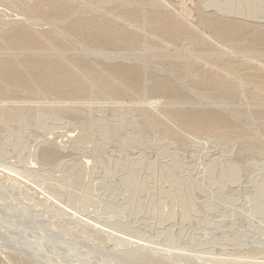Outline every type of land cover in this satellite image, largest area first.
Listing matches in <instances>:
<instances>
[{
  "label": "rangeland",
  "instance_id": "374dc122",
  "mask_svg": "<svg viewBox=\"0 0 264 264\" xmlns=\"http://www.w3.org/2000/svg\"><path fill=\"white\" fill-rule=\"evenodd\" d=\"M90 263L264 264V0H0V264Z\"/></svg>",
  "mask_w": 264,
  "mask_h": 264
},
{
  "label": "bare ground",
  "instance_id": "6f19581e",
  "mask_svg": "<svg viewBox=\"0 0 264 264\" xmlns=\"http://www.w3.org/2000/svg\"><path fill=\"white\" fill-rule=\"evenodd\" d=\"M210 3H211V2H210ZM212 3H213V2H212ZM214 3H215V2H214ZM262 67H263V66H262ZM225 74H226V73H225ZM216 83H219V82H216ZM70 136H71V135H70ZM63 138H64V137H63ZM35 146H36V145H35ZM60 148H61V147H60ZM35 149H36V148H35ZM35 156H36V154H35ZM33 161H34V159H33ZM32 163H33V162H32ZM59 163H60V162H59ZM88 163H89V162H87V161H86L85 163H83V164H85V166H84L85 168L87 167L86 165H88ZM24 166H25V164H24ZM33 166H34V165H33ZM27 167H28V166H27ZM5 168H6V167H5ZM5 168H4V169H5ZM23 173H24V172H23ZM12 182H13V181H12ZM24 186H25V185H24ZM39 192H40V191H39ZM6 207H7V206H6ZM64 210H65V209H64ZM74 210H75V209H74ZM61 212H62V211H61ZM73 215H74V214H73ZM81 221L84 222L83 219H82ZM86 222H87V221H86ZM89 222H90V221H89ZM95 223H96V222H95ZM86 224H87V223H86ZM91 226H92V225H91ZM96 226H97V225H96ZM96 226L94 227V224H93V227H94V228H97ZM31 228H32V227H31ZM99 228H100V227H99ZM104 228H105V227H104ZM103 230H104V229H103ZM101 231H102V230H101ZM105 231H106V230H105ZM109 231H110V230H109ZM109 231H108V232H109ZM102 232H103V231H102ZM108 232H106V233L109 234V233L112 232V231H110L109 233H108ZM113 232H114V231H113ZM110 234H111V233H110ZM110 234H109V236H111ZM112 235H113L114 237H119L120 239H123V240L125 241V238L121 237V235H120V236H119L118 234H117V235H116V234H112ZM112 238H113V237H112ZM137 239H138V238H137ZM139 240H140V239H139ZM126 241H128V243H131V242L134 243V240L129 239V238H126ZM130 245H131V244H130ZM146 249H147V248H146ZM84 251H85V250H84ZM77 254H78V253H77ZM60 263H61V262H60ZM90 264H91V263H90Z\"/></svg>",
  "mask_w": 264,
  "mask_h": 264
}]
</instances>
